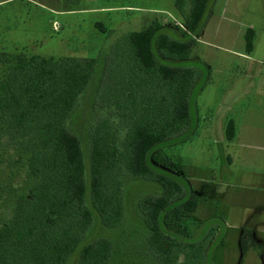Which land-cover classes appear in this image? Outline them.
Masks as SVG:
<instances>
[{
  "label": "trees",
  "instance_id": "1",
  "mask_svg": "<svg viewBox=\"0 0 264 264\" xmlns=\"http://www.w3.org/2000/svg\"><path fill=\"white\" fill-rule=\"evenodd\" d=\"M64 1L77 7L82 0ZM212 4L176 0L186 24L177 38L154 22L115 42L97 96L106 113L90 131L88 156L67 123L91 85L97 60L0 51V150L14 152L24 172V184L11 191L12 215L0 226V264H68L73 257L77 264H110L112 241H90L89 235L95 224L122 225L128 176L160 190L138 204L155 264H216L224 234L211 219L196 238L181 229L184 217L197 212L199 196L168 163L153 160L194 127L191 102L199 73L178 64L189 60ZM254 38L248 29L249 53ZM226 136L235 137L232 119ZM1 175L0 167V189Z\"/></svg>",
  "mask_w": 264,
  "mask_h": 264
},
{
  "label": "rangeland",
  "instance_id": "2",
  "mask_svg": "<svg viewBox=\"0 0 264 264\" xmlns=\"http://www.w3.org/2000/svg\"><path fill=\"white\" fill-rule=\"evenodd\" d=\"M175 1L82 0L73 7L64 0H0V51L97 60L91 85L67 123L88 156L90 131L106 113L97 96L109 51L120 37L154 22L177 38L186 24ZM248 29L255 31L250 53ZM178 66L199 73L191 102L194 127L153 160L158 166L168 163L199 196L197 212L184 217L180 227L196 238L211 219L225 236L214 253L216 264H264V0H213L203 34L189 60ZM231 119L235 137L228 140ZM17 158L0 150V226L12 215L11 191L24 184ZM159 192L152 183L125 177L122 225L95 224L89 235L90 241H112L110 264H155L138 204ZM68 264H77V258Z\"/></svg>",
  "mask_w": 264,
  "mask_h": 264
}]
</instances>
